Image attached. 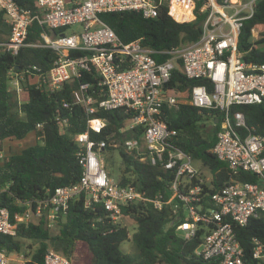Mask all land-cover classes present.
<instances>
[{
	"label": "built area",
	"instance_id": "2783aa9c",
	"mask_svg": "<svg viewBox=\"0 0 264 264\" xmlns=\"http://www.w3.org/2000/svg\"><path fill=\"white\" fill-rule=\"evenodd\" d=\"M175 1L34 0L31 11L14 0H0V10L11 27L1 51L17 55L21 48L38 47L26 43L28 27L37 22L46 28L40 34L41 46L55 55L46 71L35 65L18 74L9 71L10 80H15L10 91L21 95L20 80L26 78L36 89L54 93L81 79L84 72L93 71L98 77L94 86L79 83L72 90L73 104L84 111L87 127L84 133L70 135L79 148V180L46 190L40 197L16 199L13 204L18 210L13 213L0 204V235L15 238L20 225H57L65 219L70 204L79 199L85 210H102L109 225L105 232H112L125 227L124 207L142 203L150 204L155 211L169 206L172 212L167 226L173 227L184 240L194 238L202 230L195 255L203 260L217 264H264V242L251 238L247 255L237 237V229L246 227L250 220H264V128L253 133L255 129L247 125L244 114L234 109L260 105L264 111V62L247 63L238 50L243 22L253 16L260 0H182L190 3L188 20H180L175 16L177 12H172ZM199 3V14L204 15L199 38L192 44L161 52L167 58L160 63L140 40L122 43L99 19L101 13L126 11L152 19L166 7L170 17L183 23L195 19ZM74 25L82 27L80 34L55 33ZM176 68L186 79L203 81L191 89L188 98L185 93L168 88ZM182 104L218 112L210 120V124L218 126L212 154L226 164L228 180L214 192L210 191L208 167L177 147L178 131L164 121L169 110L175 112ZM62 107L70 109V104L63 101ZM117 110L128 117L117 130L107 132L109 123L98 114ZM56 120L60 133L65 134L67 118L57 115ZM103 133H107L106 139H90L91 134ZM128 134L131 136L127 137ZM106 151H117L119 156L123 152L140 164L171 174L166 193L157 192L151 198L131 182L121 184L124 164L119 179L113 181L102 158ZM24 242L23 251L0 250V264L28 262L25 251L31 250L26 249ZM42 264H70V260L49 249Z\"/></svg>",
	"mask_w": 264,
	"mask_h": 264
},
{
	"label": "trees",
	"instance_id": "16d2710c",
	"mask_svg": "<svg viewBox=\"0 0 264 264\" xmlns=\"http://www.w3.org/2000/svg\"><path fill=\"white\" fill-rule=\"evenodd\" d=\"M14 1L24 9L34 10V0ZM200 4L196 6L195 19L183 23L170 17L166 7L152 19H144L132 11L101 13L99 19L113 30L122 43L140 40L144 47L153 51L151 56L160 63L167 58L161 52L192 44L199 38L204 20V15L198 11ZM175 5L176 1L173 9ZM178 8L184 18L189 12L187 18L180 20L191 18L190 11L182 6ZM255 27L260 28L259 38L252 40V29ZM64 30H55V33H62ZM10 31L4 12L0 10V147L3 148L2 144L5 142L23 141L29 134H34L36 142L0 159V204L13 213L18 210L13 204L16 199L40 197L46 190L53 191L79 180L82 172L77 156L79 148L70 135L84 133L87 127L84 111L73 104L72 90L78 88L79 83L94 86L98 77L93 71L84 72L81 79L65 84L54 93L36 89L26 78L21 84V101L18 100L8 87L9 71L18 74L33 65L46 71L51 67L55 55L50 49L41 46L40 34L46 28L37 22L28 27L26 43L38 44V47L21 48L17 55L2 52L1 45L7 43ZM238 50L244 54L243 60L247 63L264 62V0L256 4L253 16L243 22ZM75 55L80 53L76 52ZM201 84V80L186 79L176 68L172 71L168 88L185 93V98H188L191 89ZM63 101L70 104V109L62 107ZM234 109L244 114L247 125L255 129L253 133L264 128V111L260 105H242ZM57 115L67 118L65 134L59 131ZM98 115L107 119V132L117 130L128 117L119 110L100 112ZM217 115L215 110L182 104L177 111L169 110L164 116L168 126L178 131L177 147L193 160L208 167L211 192L221 188L228 180L226 164L212 154L218 126L210 124V120ZM37 125L40 127L37 128ZM106 135L107 133L91 134L90 139L98 142L106 139ZM10 148L7 143L6 151ZM120 156L124 164L123 176H118L121 184L131 182L144 196L151 198L157 192L163 195L166 193L171 174L164 173L155 166L140 164L123 152ZM128 173L131 174L126 177L124 174ZM171 212L169 206L155 211L150 204L142 203L123 208L124 219L135 226L130 237L135 249L133 255L124 254L120 250L121 243L129 239L128 230L123 227L105 232L109 225L102 210L98 209L96 213L85 210L81 199L73 201L65 219L58 222V234L52 235L43 222L38 225H20L15 238L0 235V250L20 252L25 248L22 247L23 241L38 242L40 245L35 251H25V256L30 260L24 264H42L50 248L67 256L70 264H217L195 255V250L201 243L202 230L194 238L184 240L175 234L173 227L167 226L171 221ZM99 217L103 220L99 221ZM237 237L248 255L251 238L264 242V220H250L246 227L237 229ZM26 249H30L29 246Z\"/></svg>",
	"mask_w": 264,
	"mask_h": 264
},
{
	"label": "rangeland",
	"instance_id": "374dc122",
	"mask_svg": "<svg viewBox=\"0 0 264 264\" xmlns=\"http://www.w3.org/2000/svg\"><path fill=\"white\" fill-rule=\"evenodd\" d=\"M178 6L179 7L182 6L183 9H186V10L189 11L190 10V3L189 2H183L182 0H176V5H175V8L173 9V13L176 14V12H177L178 15H175V16L180 19V18H182L183 14L179 10ZM180 9L182 10V8H180ZM181 14H182V16H181ZM259 29H260L259 27H255L253 29V31H252V40H257L259 38V35H258ZM82 30L83 29H82V27L80 25H74V26L69 27L68 29H65L62 33H64L65 35L80 34L82 32ZM14 81L15 80H9V82H8L9 90H12L15 87ZM24 81H25L24 79L20 80V86H21L22 82H24ZM15 96H16V98L18 100L21 101L20 95L18 96L17 94H15ZM208 124L209 123H207V125ZM7 143L12 148V150L10 148L8 150V152L5 149ZM35 143L36 142H35L34 134H29L25 140L20 141V142H14V141L13 142L11 141V143L5 142V143L2 144L3 148L0 147V150L2 148V151H1L2 157H0V159H3L4 157H6V156H8L10 154H14L18 150H22V149H24L26 147L32 146ZM38 143H40V140H39ZM13 148H14V150H13ZM102 158L104 160L106 171L110 173V178L113 181H117L119 173L123 170V168H122V164L123 163L121 161L119 153L117 151H114V152L106 151L105 153L102 154ZM198 166L199 165L196 163L195 167H198ZM185 215H187L186 211H185ZM123 223L125 224V228L128 230L129 239L124 241L123 243H121L120 250L124 254L133 255V254H135V249H134V245L131 242L130 237L132 236V234L134 232L135 226L129 220L126 221L125 219H123ZM165 227H167V226H165ZM49 230H50V233L52 235H56V234H58L59 226L58 225H54V226L50 227ZM24 244L29 246V248L31 249L32 252L35 251L40 245L36 241H25ZM158 264H169V263H167V262H159Z\"/></svg>",
	"mask_w": 264,
	"mask_h": 264
},
{
	"label": "bare ground",
	"instance_id": "6f19581e",
	"mask_svg": "<svg viewBox=\"0 0 264 264\" xmlns=\"http://www.w3.org/2000/svg\"><path fill=\"white\" fill-rule=\"evenodd\" d=\"M181 16H182V14H181ZM189 16V12L187 13V17ZM183 17V16H182ZM187 17H185V18H187ZM185 18H182V19H185Z\"/></svg>",
	"mask_w": 264,
	"mask_h": 264
},
{
	"label": "water",
	"instance_id": "95a60500",
	"mask_svg": "<svg viewBox=\"0 0 264 264\" xmlns=\"http://www.w3.org/2000/svg\"><path fill=\"white\" fill-rule=\"evenodd\" d=\"M215 123H217V121H215Z\"/></svg>",
	"mask_w": 264,
	"mask_h": 264
},
{
	"label": "crops",
	"instance_id": "0c3cea01",
	"mask_svg": "<svg viewBox=\"0 0 264 264\" xmlns=\"http://www.w3.org/2000/svg\"><path fill=\"white\" fill-rule=\"evenodd\" d=\"M182 18H184V17H182ZM181 19V18H180Z\"/></svg>",
	"mask_w": 264,
	"mask_h": 264
}]
</instances>
